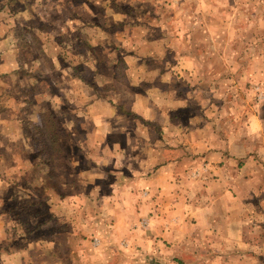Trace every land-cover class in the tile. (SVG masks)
Here are the masks:
<instances>
[{
  "label": "crops",
  "instance_id": "1",
  "mask_svg": "<svg viewBox=\"0 0 264 264\" xmlns=\"http://www.w3.org/2000/svg\"><path fill=\"white\" fill-rule=\"evenodd\" d=\"M106 1L99 2V8L105 12L112 11L113 8L120 15L125 5L132 10L127 17L130 20L128 24L133 27V32H136L135 40L131 41V44L124 43L122 47L127 49L129 44V47L133 46V51L121 52L115 48L119 45L114 44L113 50L118 52L116 60L113 58L110 64L106 63L107 56L103 55L102 61L97 60L94 63L101 62V70L98 72L94 67L93 84L84 82V78L83 81L78 78L79 82L71 83L69 79L75 68H70L66 69L70 75L65 74V84L59 82L55 88L67 92L69 101L66 102H69L68 106L75 112L71 116L72 121L79 123L82 128L79 132L89 139L86 145H80L77 150L80 154L89 156L86 157L88 160L80 157L89 164L80 167L82 173L86 175L94 168L105 170L107 172L103 174L111 177L106 185L113 188L105 194H80L89 184H94V188L101 186L96 184L98 177L93 179V176L87 175L79 179H60L58 183L55 182L54 184L60 187L71 186L80 191L77 190L78 193L72 195L74 197L58 196L61 193L50 197L47 200L50 218L48 222L56 228L48 230L45 237L30 238L29 235L43 225L37 224L31 216L26 220L27 224L24 223L25 218L21 220L22 218L18 217L16 221H12L11 215L2 208L3 202L8 200L4 196L10 185L8 174L5 173L8 166L4 163L8 159L5 147H9L8 140L13 138V134L3 130L4 123L0 118V264H154L158 262V257L155 258L153 254L162 251V246L167 242L171 245V251L176 252L170 258L172 264H202L206 257L197 256V250H218L217 234L221 231L217 228H220V224L223 228L221 234L225 235L228 244L227 261H234L236 256L233 251L236 248H242L243 251L246 248L263 249L259 239L251 237V232L257 235L264 224V174L259 176L262 165L245 164L238 171L228 173L227 170V173L222 174L224 165L220 162L225 159L223 154H227L225 151L229 150V147L224 141L222 147L227 148L222 149L223 152L219 148L210 149L211 144L214 145V139L208 140L209 117L205 115L210 114L211 119L221 116L217 115L219 105L213 98L209 101L201 96V93L208 92L207 82L215 91L222 80L217 74L213 75L201 68L205 60L198 59L207 57L208 49L191 53L187 47L186 50L180 48L181 43L192 41H197L198 46L202 44L199 42L204 40V35L210 34L200 27L204 25L203 22H196V7L202 2L199 1L197 5L195 0L189 1L190 6L194 4L190 12V16L194 17H187L188 9L183 11L181 0L180 5L175 7L171 5L177 4L179 0H114L108 5ZM33 2L35 3L34 0H2L0 6L6 9L8 16L13 19H5L7 27H16L15 23L18 26H27L34 17L31 11ZM64 2L69 3L68 0ZM88 2L82 0L69 9L71 13L75 9L74 18L81 19L77 29L69 32V38L76 31L82 45L89 49L95 42L96 37L93 36L96 31L87 26L93 15ZM154 5L155 9L152 10ZM62 6L61 4L50 7V11L57 14L56 10L62 9ZM176 11L178 15H172ZM137 12H143L141 15L150 13V16L141 23L138 18L131 19L133 15L137 16ZM103 15L100 13L99 17L103 18ZM38 21L46 20L40 18ZM61 22L60 20L59 23ZM2 27L5 28L3 25ZM197 28L201 29L198 33L201 35L199 40L194 35ZM13 29H5V32L10 35ZM108 30L113 32L112 40L121 43L120 37L116 35L121 34L118 28L114 26ZM60 34L62 33L59 32L57 37H54L56 42L57 39L61 40ZM195 46L193 43L192 47ZM232 53L231 48L224 53L230 62ZM189 62L194 68L196 63V73L193 71L192 75L197 81H192L191 73L184 70L189 69L184 65ZM87 65L80 64L79 71L86 70ZM107 65L109 66L106 71ZM187 81L190 82L191 88L186 85ZM70 87L76 90V95L70 93ZM214 106H217V109ZM45 111L37 109L35 113L41 115ZM16 123L18 124V121ZM153 127L156 131L152 130ZM14 135L19 137L17 132ZM73 136L71 133L70 137ZM111 138L115 142L109 145L106 140ZM119 154L122 155L121 159H118ZM200 160H207L209 164L202 163L205 167L200 169L205 171L204 176H198L201 171L195 175L191 174L192 176H188L189 172L184 174L183 169L190 164L199 167ZM96 163L99 164L97 167ZM68 165H71V162ZM22 167H25L24 163H21L17 170ZM123 170L128 171V174L122 178L117 171ZM247 170L250 172H246ZM213 172L219 173L217 180L221 179L220 183L211 179L210 174ZM21 184L16 183L15 186ZM260 184L263 187L261 190ZM224 187L232 188L233 191L235 189L238 194L232 198L226 191L224 195ZM257 190L259 194L256 193ZM253 194L256 197H253ZM36 195H33L32 204L37 205L38 202L39 206L42 199ZM60 200L66 207L57 208ZM17 201H21L20 196ZM90 201L106 202L100 209L93 211L92 217H103L110 223V226L107 225L108 229L105 226L104 228L114 234L112 242L108 243L107 236H101L99 230H94V227H91L87 234L83 233L87 225V222L83 221L86 216L84 212L83 215L80 213L76 216L71 204ZM200 233L204 237L198 241L197 234ZM241 233L243 236L247 233V238L241 236ZM144 250L151 256H142L140 251ZM242 256L243 264H264L260 256H257L256 261L245 256L244 252ZM166 260L164 262L168 261Z\"/></svg>",
  "mask_w": 264,
  "mask_h": 264
},
{
  "label": "rangeland",
  "instance_id": "2",
  "mask_svg": "<svg viewBox=\"0 0 264 264\" xmlns=\"http://www.w3.org/2000/svg\"><path fill=\"white\" fill-rule=\"evenodd\" d=\"M34 1L35 3H30L34 17L27 23V26H18L15 23L16 27L8 28L5 19L12 18L8 16L7 10L0 6V115H2L0 118L4 123L3 130L13 134V138L8 140L9 147H5L7 150L6 156L8 157L4 162L8 165L5 173L8 174L10 185L5 194L6 196H4L8 200L3 202L2 208L11 215L12 221H16L19 217L22 218L21 220L25 218L24 223H26L28 217L31 216L33 221L35 220L37 224L43 225L42 228L35 230L29 235L30 238H36L37 236L42 238L47 235L48 230L56 228L55 225L53 227L48 222L50 218H48L49 207L47 200L53 195H57V193H61L58 196L69 195V197H74L72 195L78 193L77 190H79L71 186H68V188L61 186V188L59 185L54 184L55 182L58 183L60 179H66L67 181L79 179L87 175L93 176V179L98 177L99 180L96 181V184H101V186L94 188V184H89L82 189L84 192L80 194L94 193L97 195L98 192L105 194L113 188V186L109 187L106 185L110 182L111 177L103 174L107 172L105 170L100 171L97 170L98 168H94L90 169L86 175L82 173L80 167L89 164L80 157L83 156L87 159L86 157L89 156L80 154L77 150L80 145H86V141H89V139L83 136L82 132H79L82 129L79 123L72 121L73 117L71 116L75 112L68 106L69 102H66L69 101L66 95L67 92L57 89L55 86L59 82L65 84V74L69 73L70 75V72L66 69L70 68L76 69L73 70L69 79L71 83L79 82L78 78L81 80L84 78V82L93 84L95 79L92 78V73H94V67L100 72L101 57L106 55L107 59L105 62H109V64L113 58L116 60L115 56L118 52L115 53V49L113 50L115 45H119L118 48H115L121 52L123 50L125 52H128V50L133 51V46L129 47V44L135 40L136 32H133V27L128 24L130 20H128L127 16L132 10L128 9L127 5L123 6L119 15V12L113 8L112 11L106 12L100 9L101 4L99 2L101 0H83L89 1L91 13L93 14L87 22V26L96 31L93 36L96 37L95 42L88 49L87 46L82 45V41L79 40L76 31L69 38V32L76 30L79 21H81V19L74 18L75 9L72 8V13L69 9L75 7L82 0H68L69 3H65L64 0ZM189 1L193 0H181V8L183 11L188 9L187 17H194L190 16L194 4L190 6ZM195 1L197 5L199 1L202 2L201 5L196 7V22H203L204 25L200 27L205 28L210 34L204 35V40H202L201 35L198 34L201 29L197 28L194 35L197 40L201 39L202 42L199 43L202 44L197 46V41L185 42L180 44V48H185L186 50L187 47L191 53H195L197 50L207 51L208 49V56L198 59L205 60L201 68L206 72L210 71L213 75L217 74L223 81L219 82V87L215 91L212 90L211 84L207 82L208 92H205V94L201 93V96L206 97L209 101L212 98L213 101H217V105H219L217 115H221L211 119L212 116L210 114H205L209 117V119L206 118L209 120L207 124L209 131L207 134L210 137L208 140L214 139V145L211 144L210 149L219 148L221 151L222 149L225 150L227 147H222V142L224 141L229 147V150L225 151L227 154H223L225 159L220 162L222 166L224 165L223 171L221 170L223 175L225 172L227 173V170L229 171L228 173L238 171L243 165L253 163L262 165L259 175L262 176V173L264 174V0ZM113 2L114 0H107L106 5ZM1 4L2 0H0ZM61 4L63 5L62 9L56 10L59 17L54 14V11H50V7ZM179 5L180 0L177 4H172L171 6ZM154 7L155 5L152 10L155 9ZM100 13L104 14L103 18L99 17ZM142 13L137 12V16L133 15L131 19L136 20L138 18L139 22L144 23L150 13L141 15ZM173 14L175 16L178 15V11ZM65 15L68 17H65ZM40 18L46 21H38ZM60 20L63 24L59 23ZM48 22L50 23L48 24ZM114 26L121 32V34H116L118 38L120 37L121 43H115L112 40L113 32L108 30V28ZM11 28L14 29L9 35V32H5V29L10 31ZM36 30L40 32H36ZM59 32L62 33L59 35L61 40L57 39L56 42L54 37L56 38ZM114 32L116 31L114 30ZM139 36L140 33H138L137 37ZM124 43H129L127 49L122 47ZM193 43L196 44L195 47H192ZM230 48L233 52L231 62L224 54ZM97 60H100V63L94 64ZM191 60L193 61L194 59ZM85 63L88 64L85 66L86 70L79 71V65ZM184 65L190 69L189 71L188 68H184L185 71L191 73V80L197 81V78L192 75L193 71L196 73V63L195 68L192 67L190 62ZM200 65H202V62ZM108 66L105 67L106 71ZM186 85L191 88L189 81H187ZM69 89L70 93L73 92L76 95L75 89L71 87ZM214 107L217 109V106ZM37 109L46 111L38 115L35 113ZM17 121L18 124L16 123ZM20 121H23V123ZM152 130L156 131L155 127ZM16 132L19 137L14 135ZM71 133L74 134L73 138L70 137ZM106 141L109 145L115 142L113 138ZM121 157L122 155L119 154L118 159H121ZM93 158L95 159V155ZM73 160H75L74 165ZM206 161L202 160L201 162L200 160L201 165L199 164L200 166L197 168L195 167L196 165H188L183 169L184 174L189 172L188 176H192L201 171L202 173L198 176H204L203 173L205 171L200 168L205 167L204 164L209 165ZM70 162L71 165H68ZM21 163H24L25 167L17 170V168L21 167ZM98 165L96 163V167ZM117 172L122 178L128 174V171L124 170ZM246 172H250V170ZM251 172L256 173L258 170H251ZM218 175L219 173L217 172L210 174L212 180L220 183L221 179L217 180ZM223 177L221 176V178ZM16 183L22 184L15 186ZM222 183H224L223 179ZM15 187L19 189L16 190ZM250 187L255 188V186ZM263 187L261 184L259 185L260 190ZM226 191L229 192L232 198L238 194L235 189L233 191L232 188L225 187L222 194L225 195ZM256 193L259 194L258 190ZM33 195L42 199L39 206L38 202L37 205L32 204L34 201ZM18 196H20V202L17 201ZM254 196L255 194H253ZM22 199H25V201ZM102 204L105 205L106 202H75L71 206H73L76 216L80 213L83 215V212L84 216H86L83 220L87 222L86 228L83 230L84 234H87L89 229L94 227V230H99L101 236H107L106 241L110 243L114 239V234L106 231V228H109L107 225L110 226V223L103 217L99 219L92 217L93 211L100 209ZM57 205V208L66 207L61 200ZM68 211L72 213L71 210ZM33 217L35 218L33 219ZM102 222L103 224H101ZM217 229L223 233L221 224L220 228L218 227ZM259 230L260 232L257 231L259 232L257 235L251 232V237L259 239L263 249L257 250L253 248L249 250L246 248L243 251L242 248L237 250L236 246H234L236 249H234L233 254L236 257L234 261L229 262L226 260L229 252L226 251L228 250V244L225 235L218 233V250H197V256L206 257L202 264H243L242 255L244 252L245 256L252 258L253 261L257 260V256L262 257L261 260L264 263V224ZM247 235L245 233V236L243 234L241 236L247 238ZM201 237H204V235L201 233L200 235L197 234L198 241ZM170 246L167 242L162 246V251H156V254H153L155 258L158 257V262L154 264H172L170 258L176 252H172ZM140 252L142 256H151L145 250ZM210 255H212L211 260ZM184 257L189 259L188 256ZM165 259L170 261L166 260L167 262H164Z\"/></svg>",
  "mask_w": 264,
  "mask_h": 264
},
{
  "label": "trees",
  "instance_id": "3",
  "mask_svg": "<svg viewBox=\"0 0 264 264\" xmlns=\"http://www.w3.org/2000/svg\"><path fill=\"white\" fill-rule=\"evenodd\" d=\"M11 1L15 2L16 0H11ZM48 114H50V113L48 112Z\"/></svg>",
  "mask_w": 264,
  "mask_h": 264
}]
</instances>
